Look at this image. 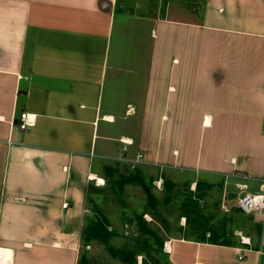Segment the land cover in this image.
Instances as JSON below:
<instances>
[{
	"label": "crops",
	"instance_id": "obj_1",
	"mask_svg": "<svg viewBox=\"0 0 264 264\" xmlns=\"http://www.w3.org/2000/svg\"><path fill=\"white\" fill-rule=\"evenodd\" d=\"M118 161L260 189L264 0H0V264H79L88 195ZM247 215L233 242L162 249L264 264V211Z\"/></svg>",
	"mask_w": 264,
	"mask_h": 264
},
{
	"label": "rangeland",
	"instance_id": "obj_2",
	"mask_svg": "<svg viewBox=\"0 0 264 264\" xmlns=\"http://www.w3.org/2000/svg\"><path fill=\"white\" fill-rule=\"evenodd\" d=\"M105 168L104 182L87 198L79 264H170L162 249L167 236L233 242L236 227L251 223L250 215L223 209L242 191L224 176L141 162Z\"/></svg>",
	"mask_w": 264,
	"mask_h": 264
},
{
	"label": "built area",
	"instance_id": "obj_3",
	"mask_svg": "<svg viewBox=\"0 0 264 264\" xmlns=\"http://www.w3.org/2000/svg\"><path fill=\"white\" fill-rule=\"evenodd\" d=\"M34 124V117L29 113H21V121L19 123L20 128L25 129ZM123 142H127L123 140ZM142 154H138V158ZM242 191L237 197V202L233 205L226 201L223 202L222 207L225 211L229 212L235 206L244 213L251 214L256 211H264V182L260 185V189L256 192L247 190V185H241ZM67 205V202L64 203Z\"/></svg>",
	"mask_w": 264,
	"mask_h": 264
},
{
	"label": "bare ground",
	"instance_id": "obj_4",
	"mask_svg": "<svg viewBox=\"0 0 264 264\" xmlns=\"http://www.w3.org/2000/svg\"><path fill=\"white\" fill-rule=\"evenodd\" d=\"M91 177L93 179H97L98 178L95 174H92ZM98 181L100 183H103L104 182L103 177L102 178L99 177ZM11 252L12 251L11 250H7V248L6 249L0 248V262H6V263L9 262L10 260L8 259V256L11 257Z\"/></svg>",
	"mask_w": 264,
	"mask_h": 264
},
{
	"label": "trees",
	"instance_id": "obj_5",
	"mask_svg": "<svg viewBox=\"0 0 264 264\" xmlns=\"http://www.w3.org/2000/svg\"><path fill=\"white\" fill-rule=\"evenodd\" d=\"M212 235L213 234H210V236L212 237ZM203 237H205L204 235H203ZM213 238V237H212ZM215 238V237H214ZM203 240H205V239H203ZM212 241H218V240H212ZM222 242H226V241H222Z\"/></svg>",
	"mask_w": 264,
	"mask_h": 264
}]
</instances>
